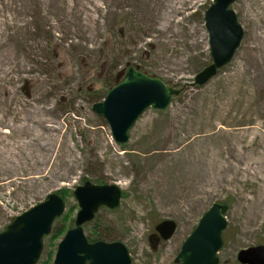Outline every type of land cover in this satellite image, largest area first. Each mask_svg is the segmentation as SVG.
<instances>
[{"label": "rangeland", "instance_id": "374dc122", "mask_svg": "<svg viewBox=\"0 0 264 264\" xmlns=\"http://www.w3.org/2000/svg\"><path fill=\"white\" fill-rule=\"evenodd\" d=\"M152 1L150 14L142 0H0V232L50 194L65 197L38 264L54 263L80 209L74 191L87 182L117 185L122 199L84 225L86 236L98 221L133 264H178L217 202L229 208L220 264L264 245V0L232 6L244 39L202 86L213 1ZM129 67L180 93L167 110L148 109L119 145L93 106ZM164 220L177 231L158 243Z\"/></svg>", "mask_w": 264, "mask_h": 264}, {"label": "water", "instance_id": "95a60500", "mask_svg": "<svg viewBox=\"0 0 264 264\" xmlns=\"http://www.w3.org/2000/svg\"><path fill=\"white\" fill-rule=\"evenodd\" d=\"M205 12L212 63L197 74L195 84L202 86L217 75L234 58L244 39L245 31L231 8L237 0H212ZM173 90L159 78L129 68L125 79L112 88L106 98L93 106V111L107 121L114 141L126 145L130 131L150 108L165 111L171 105ZM74 196L79 212L74 228L67 231L53 264H133L128 248L122 242H89L84 225L94 220L101 208L116 209L122 190L117 185L90 182L78 186ZM66 204L59 193L16 217L0 232V264H38L45 237L52 232L55 221L65 212ZM229 208L219 202L204 213L198 225L185 240L175 259L178 264H220L218 253L225 244V214ZM160 239L170 240L177 224L164 220L155 227ZM241 264H264V245L241 250Z\"/></svg>", "mask_w": 264, "mask_h": 264}, {"label": "trees", "instance_id": "16d2710c", "mask_svg": "<svg viewBox=\"0 0 264 264\" xmlns=\"http://www.w3.org/2000/svg\"><path fill=\"white\" fill-rule=\"evenodd\" d=\"M112 78V77H111ZM106 81H110V82H107V86L109 87H112L114 82H115V78H112L111 80H106ZM173 93H174V96L178 95L180 92H177L175 90H173ZM65 200V197L63 195V192H58ZM96 218V217H95ZM66 219L68 218H65V221ZM96 220V219H95ZM95 223V224H94ZM94 224V230L93 232L90 234V237H87L88 240L90 242H96V241H105V242H116V241H119L118 240V237L115 236L112 232V230H110L109 228H102L100 227V225H98V221H95L93 222ZM105 226V225H104ZM63 231V230H62ZM60 230V233L62 232Z\"/></svg>", "mask_w": 264, "mask_h": 264}, {"label": "bare ground", "instance_id": "6f19581e", "mask_svg": "<svg viewBox=\"0 0 264 264\" xmlns=\"http://www.w3.org/2000/svg\"><path fill=\"white\" fill-rule=\"evenodd\" d=\"M112 1L114 2L115 0H111V2ZM170 2L172 4V7H174L175 9H178V5L184 3L185 1L184 0H182V1L181 0H176V1L175 0H170ZM142 4L147 6L148 12L150 14H152L151 5H153V7H154V2L152 0H142Z\"/></svg>", "mask_w": 264, "mask_h": 264}, {"label": "flooded vegetation", "instance_id": "af4514ba", "mask_svg": "<svg viewBox=\"0 0 264 264\" xmlns=\"http://www.w3.org/2000/svg\"><path fill=\"white\" fill-rule=\"evenodd\" d=\"M120 78H121L122 80L125 78V70L121 72ZM120 78H119V79H120ZM152 239H155L156 242L159 241V237H158V235H157L156 233L152 236ZM159 242H160V241H159ZM159 242H158V243H159Z\"/></svg>", "mask_w": 264, "mask_h": 264}]
</instances>
